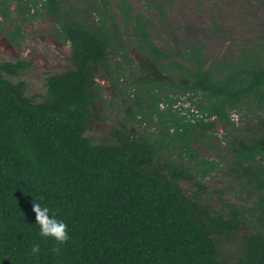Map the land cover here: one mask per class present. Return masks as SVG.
Masks as SVG:
<instances>
[{"label":"trees","instance_id":"trees-1","mask_svg":"<svg viewBox=\"0 0 264 264\" xmlns=\"http://www.w3.org/2000/svg\"><path fill=\"white\" fill-rule=\"evenodd\" d=\"M8 1L0 0V11L10 22ZM16 1L25 15V0ZM92 1L101 11L111 5L110 0ZM39 2L57 23L58 37L71 45L75 65L49 74L47 93L37 102L26 95L25 81L7 76H20L33 63L0 61V264H264V112L259 105L264 66L224 64L227 70L218 77L220 69L208 70L199 58L193 59L195 67L180 64L152 42L149 20L134 12L130 0H120L125 25L138 38L137 56L143 57L136 64L143 72L135 92L137 109L128 110L135 122L143 123L140 116L148 115L160 137L134 136V126L128 129L126 123L114 132L118 143H93L86 133L97 119L93 109L103 89L98 77L109 76L117 89L124 76L115 77V70L124 67L112 58L120 51L127 56L121 29L114 24L117 42L107 20L92 26L74 18V9L60 0ZM39 14L36 10L33 16ZM0 28L13 43L21 36L20 26L11 31L0 22ZM175 68L182 73L179 84L170 80ZM167 86L192 93L188 99L204 117L191 108H173L180 92L168 93ZM198 95L200 102L193 100ZM161 102L168 104L165 110ZM235 109L255 122L249 138L241 137V126L231 120ZM218 124L227 131L219 140L228 143L231 172L242 189L256 196L250 207L221 198L216 208L203 194L207 188L201 180L190 194L180 185L197 177L190 160L209 165L200 169L202 178L218 168L195 147L210 146L205 139ZM40 197L68 225L67 242L39 235L32 209ZM242 230L248 231L236 260H221L215 236ZM37 244L39 259L31 252Z\"/></svg>","mask_w":264,"mask_h":264},{"label":"rangeland","instance_id":"rangeland-1","mask_svg":"<svg viewBox=\"0 0 264 264\" xmlns=\"http://www.w3.org/2000/svg\"><path fill=\"white\" fill-rule=\"evenodd\" d=\"M39 1L25 0L23 6L27 8L26 14L23 15L18 11L19 3L9 0L8 4L13 13V20L10 22L0 11V22L5 24L8 30L16 31L17 26L21 27V36L14 43L0 28V61L26 59L33 63L32 68L24 70L20 76H7L14 82L25 81L26 95L33 97L37 102L42 101L47 93L46 79L49 74L64 72L75 65L70 46L58 37L57 23L46 14ZM60 3L66 9H74V18L82 19L92 26H98L103 19L107 20L106 24L113 32L115 41L117 35L114 24H117L127 51V56L124 51L112 54L113 62L124 67L116 69L114 73L116 78L119 73L124 74L117 81V89L109 76L98 77L103 89L93 109L97 119L86 135L93 143L116 144L118 140L114 132L127 123L128 129L134 126V136L160 137L158 124L151 122L148 115L140 116L144 120L143 123L135 122L130 109L128 110L129 107L137 109L135 92L138 91V77L143 74L137 65L142 63L143 57L137 56L138 38L131 27L125 25L118 7L120 0H110V8L104 11L95 5L91 6L92 0H60ZM130 3L136 14L142 13L149 20L148 29L152 42L180 64L195 67L196 61L193 59L199 58L208 70L220 69L216 73L218 77L227 70L224 64L238 69L245 66H264V0H130ZM28 9L31 10L30 13ZM36 10L41 14L33 16ZM116 45L118 43L112 46L113 53L116 51ZM173 70L170 80L179 84L182 73L178 68ZM166 92L180 90L167 86ZM191 95L192 93L178 94L181 103L177 105L180 110L187 108ZM193 100L200 102V95ZM149 103L152 102H146V105H150ZM259 105L260 111L264 112V102ZM166 107L165 102H161V110ZM231 111L238 115V126L243 130L241 137L249 138L255 123L253 119L239 109ZM155 116L158 120V115ZM210 132L212 137L205 139L210 146L197 143L195 147L204 160L218 163V168L202 178L200 169L209 165L202 161L190 160L188 166L197 173V177L193 181H181L183 191L190 194L198 190V181L201 180L207 188L203 194L216 208H221V198L250 207L256 196L252 190L242 189L239 179L230 170L232 157L227 152L228 143L219 140L227 134L225 127L218 124ZM246 231L248 230H242L233 236H215L221 260L229 263L236 260L243 248Z\"/></svg>","mask_w":264,"mask_h":264},{"label":"clouds","instance_id":"clouds-1","mask_svg":"<svg viewBox=\"0 0 264 264\" xmlns=\"http://www.w3.org/2000/svg\"><path fill=\"white\" fill-rule=\"evenodd\" d=\"M32 210L36 214L35 224L38 225L39 235L42 238H52L58 244H63L70 239L68 225L63 219L58 218V210L48 206L43 197L36 199ZM31 252L39 259L40 246L34 245Z\"/></svg>","mask_w":264,"mask_h":264},{"label":"built area","instance_id":"built-area-1","mask_svg":"<svg viewBox=\"0 0 264 264\" xmlns=\"http://www.w3.org/2000/svg\"><path fill=\"white\" fill-rule=\"evenodd\" d=\"M39 5H41V7H42V3L41 2H39ZM43 9V8H42ZM67 44V43H66ZM69 46H70V48H71V45L70 44H68ZM72 50V49H71ZM189 94V93H188ZM190 102H189V105L187 106V108H191V112L192 113H194L197 117H204V114H202L201 112H199V110L197 109V107L195 106V105H192V102H191V100H189ZM177 103H181V101L179 100ZM177 103H175L174 105H173V108H178V105H177ZM166 104V103H165ZM162 105H164V104H162ZM186 105H187V103H186ZM166 106L168 107V104H166ZM164 107V106H163ZM230 113V117H231V120L232 121H234L236 124H239V120H238V115H236V114H234L232 111H230L229 112ZM211 119H214V117H212V118H210V119H208V118H206L205 117V120L207 121H210Z\"/></svg>","mask_w":264,"mask_h":264}]
</instances>
